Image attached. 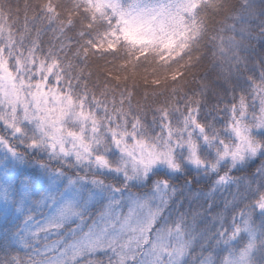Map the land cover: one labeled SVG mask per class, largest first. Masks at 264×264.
<instances>
[{"label": "snow or ice", "instance_id": "6c2138e0", "mask_svg": "<svg viewBox=\"0 0 264 264\" xmlns=\"http://www.w3.org/2000/svg\"><path fill=\"white\" fill-rule=\"evenodd\" d=\"M0 264H264V0H0Z\"/></svg>", "mask_w": 264, "mask_h": 264}, {"label": "trees", "instance_id": "16d2710c", "mask_svg": "<svg viewBox=\"0 0 264 264\" xmlns=\"http://www.w3.org/2000/svg\"><path fill=\"white\" fill-rule=\"evenodd\" d=\"M14 2H15V0H14Z\"/></svg>", "mask_w": 264, "mask_h": 264}]
</instances>
